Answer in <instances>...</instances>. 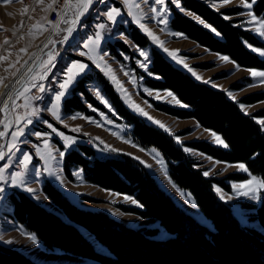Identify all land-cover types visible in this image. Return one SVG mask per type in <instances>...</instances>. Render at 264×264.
Returning <instances> with one entry per match:
<instances>
[{
	"label": "trees",
	"instance_id": "trees-1",
	"mask_svg": "<svg viewBox=\"0 0 264 264\" xmlns=\"http://www.w3.org/2000/svg\"><path fill=\"white\" fill-rule=\"evenodd\" d=\"M247 1H254L253 13L264 17V0ZM180 3L185 12L171 6L169 27L172 31L203 48L228 56L241 67L264 70V56L250 48L264 51V40L242 24L238 16L240 8L215 10L204 0H180ZM187 12L199 16L211 27L205 28ZM129 36L139 47L148 44V38L134 26ZM109 46L110 54L119 58L120 53L130 51L120 40ZM148 71L154 77L144 78L145 85L171 91L182 104V107H173L156 103V109L178 118L194 119L199 126L218 134L227 147L205 140L177 143L167 132L130 111L109 80L94 68L77 80L71 95L63 101V111L85 112L83 99L102 109L87 90L93 80L100 83L117 114L131 127L134 141L161 154L170 180L192 197L195 207L211 226L200 223L181 208L139 161L124 154L101 158L87 144L66 152L63 166L66 177L71 180L72 169L80 167L86 182L130 196L142 206L124 207V210L156 220L166 237L157 238L155 228L126 225L106 211L80 208L49 182L43 192L65 218L16 189L7 197L12 207L9 216L33 233L45 248L90 259L92 264H264V189L259 204L243 203V208L250 211L249 221L259 227L242 224L230 203L219 198L215 187L230 191L227 180L241 181L248 174L234 173L224 178L205 176L200 162L184 150L187 146L218 161L242 163L252 175L264 177V128L256 120L264 117V109L246 113L240 107V103L263 99L264 93L233 100L225 91L200 82L173 65L156 48L152 49ZM91 239L105 252L98 251ZM0 264L39 263L0 244Z\"/></svg>",
	"mask_w": 264,
	"mask_h": 264
},
{
	"label": "rangeland",
	"instance_id": "rangeland-1",
	"mask_svg": "<svg viewBox=\"0 0 264 264\" xmlns=\"http://www.w3.org/2000/svg\"><path fill=\"white\" fill-rule=\"evenodd\" d=\"M24 1L30 0H10V2L0 0V89L3 84L16 75L22 66L23 60L29 56L30 52L39 45L49 32L45 20L55 0H34L35 4L28 9L23 6ZM204 1L215 10L240 8L241 11L238 16L242 18V24L258 38L264 40V36L259 35V24L252 20V16L248 15L249 12L255 15L252 6L251 8L243 7L241 0H230L226 4L222 0ZM253 2L248 3L253 5ZM136 4H139V8L135 7ZM171 6L176 8L171 0H165L163 5H156L153 0H148V3H145L144 0H128L127 3L124 0H93V4L84 14L78 28L72 32V35L66 41L64 40L65 30L60 31L54 37L50 53L54 57L52 64H46L49 60V54L46 55L43 65L36 69L31 79L12 95L10 104L12 106L13 126L7 135L4 146L0 150L5 154V159L0 160V167H4L5 164L8 165V167H4L3 171L5 179L0 180V188L4 189V192L0 193L1 245L16 249L39 264H92L90 259L58 249L45 248L33 233L28 232L9 216V214H12V207L8 203L7 197L12 190L16 189L27 193L45 208L65 218L62 211L43 192V187L47 182L59 190L71 203L80 208L103 210L126 225L157 229V238L167 236L166 232L158 226L156 220L142 218L124 210V207L137 206L131 200L124 199L128 195L86 182L80 167L72 169L71 180L66 177L63 167L66 152L77 149L78 145L83 144L92 146L96 155L101 158L124 154L139 161L181 208L200 223L208 227L211 226L210 222L195 207L192 197L185 191L180 190L170 180L167 164L161 154L154 148H143L134 141L130 133L131 127L117 114L103 92L100 83L93 80L88 84L87 90L102 109L83 99L85 112L65 113L63 111V101L71 95L72 88L77 80L94 68L109 80L130 111L138 114L146 122L167 132L176 142V137H179V144L205 140L219 145L211 136V131L199 126L194 119L178 118L156 109L154 105L156 103L173 107H182V104L176 103V97V100H173L171 96L167 95L169 90L152 89L144 84V78L154 77L148 71L152 49L156 48L173 65L193 76L183 65L177 63L164 51L165 48L170 51L178 50V58H182L201 77V79H196L193 76L196 80L203 83L210 81L206 84L225 91L227 95L230 91L234 99L228 96L233 100H240L251 94L264 93V83H261L259 79H254L248 71L249 69L264 70L239 66L240 70L236 71V63L231 60L230 62H224L219 59V56L224 55L203 48L183 35H174L177 32L172 31L169 27ZM112 8L119 9L121 13L116 17L115 22L109 21L107 16L104 15ZM152 8H156L157 11H151ZM255 16L258 20L264 18ZM162 20L165 22H161ZM100 24H104L105 28H99L98 25ZM141 25H144V27L142 28ZM131 26L136 27L148 38L147 45L139 47L131 40L129 36ZM145 29L148 31H145ZM96 32H100L101 39L98 44L92 45L89 38L95 39L94 34ZM149 32L158 40H154L153 35H149ZM117 40L124 42L130 50L126 54L120 53L121 58L111 55L108 50L110 48L109 43H114ZM85 44L88 47H85ZM250 48L253 49V47ZM141 51H144L148 57L146 67L140 66L141 63L145 62V57L140 55ZM81 53H84V55H81ZM105 53L106 55H104ZM256 53L261 56L258 52ZM101 55H103L102 60L100 59ZM74 62L84 63L87 68L68 85L67 89L63 90L65 96L61 98L56 109L57 115L60 117L58 119L48 109L51 108L52 103H55L56 93L62 91L59 84L67 80L66 70ZM41 76H44L43 80L40 79ZM113 76L115 80H113ZM41 85L45 88L44 92L40 91ZM32 91L40 94L39 99L31 93ZM97 92L100 93L99 97L96 94ZM102 101H106L107 104ZM137 105L139 109L136 107ZM240 105L245 106L242 109L244 112L255 113L264 109V98L249 104L240 103ZM19 107L24 108L25 113L17 114L16 111ZM37 109H39L38 115H30ZM144 113H147V116ZM73 116L77 118L73 119ZM148 117H151V120ZM28 120H32L33 123L29 124ZM256 120H264V117H257ZM155 121H159L164 127L161 128ZM22 122L27 124L26 128L19 127ZM48 124H51L52 128H49ZM262 126L264 128V125ZM20 130H23L24 135L13 138L12 133H18ZM36 132L43 135L37 137ZM82 134L91 137V143H87ZM65 137L71 138V141L66 143ZM45 140L48 141L47 147L44 143ZM12 144H15L16 147L10 149ZM185 148L188 149V154L200 162V167L204 169V172H208L207 176L224 178L234 173H246L235 167V165L241 163L218 161L187 146H184ZM24 152L29 153L32 157L29 169L23 172L22 179L25 183L22 185L13 184L11 181V175L14 173L12 169L18 164V159L22 157ZM60 152L63 153V156L59 155ZM49 153H51V156H49ZM35 169L40 170L39 176L35 174ZM76 173H79V175ZM249 179L248 174L241 181L227 180L230 191L218 186L215 187V191L220 199L230 203L235 216L242 224L258 228L257 223L249 221L248 213L250 211L243 208V203L253 202L259 204L260 199L252 200L249 197L238 196L232 189V184H239ZM29 187L35 191L29 193L26 190ZM217 189H220V191H217ZM261 191L258 193L259 196H261ZM32 235L35 236L37 243H33L29 238ZM91 240L93 241V239ZM6 241H12V243H6ZM95 246L98 251L105 252L97 243H95Z\"/></svg>",
	"mask_w": 264,
	"mask_h": 264
},
{
	"label": "snow or ice",
	"instance_id": "snow-or-ice-1",
	"mask_svg": "<svg viewBox=\"0 0 264 264\" xmlns=\"http://www.w3.org/2000/svg\"><path fill=\"white\" fill-rule=\"evenodd\" d=\"M6 2H10V0H6ZM80 2H81V5H82V11H80V12L77 13V20L79 19L80 16L84 15V12H86L88 10L89 6L93 4V0H80ZM124 2L127 3L128 0H124ZM144 2L145 3H148V0H144ZM153 2L156 5H163L165 3V0H153ZM171 2L176 6V8L180 12H185L184 7L180 3V0H171ZM222 2L226 4V3H229L230 0H222ZM241 5L243 7H245V8H251V6H252L251 3H248L247 2V0H241ZM135 7L139 8V4H136ZM151 11L156 12L157 9L156 8H152ZM120 14L121 13H120V10L119 9L112 8L109 11H107L104 15L107 16V19L109 21L115 22L116 17L119 16ZM186 14L188 16L192 17L193 20L198 21L205 28H210L211 27L210 25H208L207 23H205V21L203 19H201L199 16H196V15H194L191 12H187ZM248 15L252 16V20L255 21V22H257L259 24V26H260L259 35L264 36V18H261V19L258 20L257 17L255 15H253L251 12H249ZM225 18H227V17H225ZM76 22L77 21H73V23H76ZM161 22H165V21L162 20ZM98 27L101 28V29H103V28H105V25L104 24H100V25H98ZM141 27L143 28L144 25H141ZM73 31H74L73 28L67 29L68 36H71ZM145 31H148V30L145 29ZM212 31L213 32H216V30L214 28H212ZM216 34L219 35V33H216ZM94 35H95V39L89 38L92 45L98 44V42L101 39L100 32H96ZM149 35H153V34L151 32H149ZM174 35H176V36H182L183 34L176 33ZM68 36H65L64 37V40L65 41L68 39ZM153 39L154 40H158V38L155 37L154 35H153ZM5 43H7V41H5ZM161 44H162V42H161ZM85 47H88V45L85 44ZM164 51L166 53H168V55L171 56L177 63L183 65V67L188 72H190L193 76H195L196 79H201V77H199L193 71V69L184 62V60L182 58H178V50L170 51L167 48H165ZM252 51L258 52L261 56H264V51H261L260 49L253 48ZM81 55H84V53H81ZM104 55H106V53ZM140 55L142 57H145V62L144 63H141L140 66L141 67H146V61L148 59L147 54L144 51H141L140 52ZM53 59H54V57L51 54H49V60L46 62V64H49V65L52 64V60ZM100 59L101 60L103 59V55L100 56ZM219 59L222 60V61H224V62H230V58L228 56H219ZM233 63H235V62H233ZM97 66H99V65H97ZM86 68H87V65L84 64V63H80V62H74V63L71 64V66H69L67 68V70H66L67 80H65L63 83H60L59 84V88L62 91H59V92L56 93V95H55V103H52L51 108L48 109L49 111L52 112V114L54 116H57L58 119L60 117L57 115L56 109L59 106V103L61 101V98L65 96V91H63V90L64 89H67L68 85L71 84L73 82V80L78 75H80L81 73H83ZM76 70H78V71H76ZM235 70L236 71H239L240 70L239 65H235ZM109 71H111V69H109ZM248 71L250 72L251 76L254 79H259L261 83H264V71H257V70H253V69H249ZM112 78H113V80H115V77L114 76ZM157 78H159V77H157ZM40 79L43 80L44 79V76H41ZM205 82L208 83L210 81H205ZM117 83H119V82L117 81ZM40 91L41 92H44L45 91V88H44L43 85L40 86ZM96 94H97L98 97L100 96V93L99 92H97ZM167 95L168 96H171L173 100H176L175 96L170 91L167 92ZM228 95L234 99L233 94L230 91L228 92ZM37 99H39V97ZM102 102H104V103L107 104L106 101H102ZM176 103H180V101L179 100H176ZM136 107L139 109V106L138 105ZM240 107H241V109H243L245 106L244 105H240ZM140 111H142V110H140ZM38 113H39V109H37L33 113H30V115L36 116V115H38ZM144 115L147 116V113H144ZM72 118L73 119H76L77 117L76 116H73ZM82 118L88 119L86 117H82ZM148 118L151 120V117H148ZM92 122H95V121H92ZM28 123L29 124H32L33 121L32 120H28ZM155 123L158 124L161 128L164 127V125L161 124L159 121H155ZM258 123H260L261 125H264V120H259ZM48 127L49 128H52V125L51 124H48ZM4 135H5L4 132H0V136H4ZM22 135H24L23 130H20V132H18V133H16V132L12 133L13 138H16L17 136H22ZM35 135L37 137H41L43 134L42 133H39V132H36ZM61 135H63V134L61 133ZM211 136L213 137L214 141L217 144L223 145L224 147H227V144L224 142V140L218 134H216L215 132H211ZM176 140H177L178 143L180 142L179 137H176ZM65 141H66V143L67 142H70L71 141V138L65 137ZM44 143H45V146L47 147L48 141L45 140ZM133 146H135V145H133ZM15 147H16L15 144L10 145V149L11 148H15ZM184 150L185 151H188L187 148H185ZM59 155L60 156H63V153L60 152ZM49 156H51V153H49ZM4 159H5V154L3 152H0V160H4ZM31 161H32L31 155L29 153H27V152H24L22 154V157L18 159V164L19 165H22L24 167V169L28 170L29 169V164L31 163ZM4 167H8V165L5 164ZM4 167H0V180H4L5 179V177L3 176ZM235 167L238 170H240V171H243V172L248 173L249 176H250V179L249 180H246V181H243V182H241L239 184H232V189L236 192V194L238 196L249 197L252 200H258V199H260V196L258 195V193L262 189H264V177L257 178L255 176H253L249 172V169L246 167V165H244L242 163L235 165ZM35 174L37 176H39L40 175V170L39 169H35ZM76 174L79 175V173H76ZM204 175L207 176L208 175V172L207 171L204 172ZM22 177H23V173H20V172L13 173L11 175V181H12L13 184H21L22 185V184L25 183V181H24V179H22ZM26 190L29 193H33L35 191L34 189H32L30 187L27 188ZM217 191H220V189H217ZM3 192H4V189L3 188H0V193H3ZM124 199L125 200H131V202L133 204H136L137 206H142V205H139L138 202L136 200H133L131 197L125 196ZM29 238L32 240L33 243H37L34 235L30 236ZM6 243H12V241H6Z\"/></svg>",
	"mask_w": 264,
	"mask_h": 264
},
{
	"label": "bare ground",
	"instance_id": "bare-ground-1",
	"mask_svg": "<svg viewBox=\"0 0 264 264\" xmlns=\"http://www.w3.org/2000/svg\"><path fill=\"white\" fill-rule=\"evenodd\" d=\"M64 18L61 23L54 26L45 38L39 43V45L30 52L29 56L23 60L20 70L16 75L8 80L0 89V132H4V136H0V150L5 144L7 135L9 134L12 124V106L10 104L11 99H7L14 94V91L28 82L32 74L44 63L45 56L51 53V44L54 41V37L62 30L73 28L76 30L84 15L80 16L77 20V13L82 11V5L80 0H64ZM73 7V9H72ZM90 7V6H89ZM87 12V11H86ZM84 12V14L86 13ZM73 21H77L73 23ZM69 37V36H68Z\"/></svg>",
	"mask_w": 264,
	"mask_h": 264
},
{
	"label": "built area",
	"instance_id": "built-area-1",
	"mask_svg": "<svg viewBox=\"0 0 264 264\" xmlns=\"http://www.w3.org/2000/svg\"><path fill=\"white\" fill-rule=\"evenodd\" d=\"M64 0H55L52 3V6L49 10L48 16L46 18V26L49 28V31L51 29L54 28V26L58 25L59 23H61L63 17H64V4H63ZM33 4H35L34 0H30V1H24L23 2V6L28 9L30 7H33ZM35 97H39V93H37L36 91H32L31 92ZM17 114H22L24 113V109L22 107H19L16 111ZM19 127H27V124L22 122ZM85 139L87 140V143H91L92 138L87 136L86 134H82ZM26 169H24V167L22 165L17 164L12 171L14 173L16 172H20L23 173Z\"/></svg>",
	"mask_w": 264,
	"mask_h": 264
},
{
	"label": "water",
	"instance_id": "water-1",
	"mask_svg": "<svg viewBox=\"0 0 264 264\" xmlns=\"http://www.w3.org/2000/svg\"><path fill=\"white\" fill-rule=\"evenodd\" d=\"M19 89H20V87L17 88V89L14 91V93H15L17 90H19ZM11 97H12V96H9L7 99H11Z\"/></svg>",
	"mask_w": 264,
	"mask_h": 264
},
{
	"label": "crops",
	"instance_id": "crops-1",
	"mask_svg": "<svg viewBox=\"0 0 264 264\" xmlns=\"http://www.w3.org/2000/svg\"><path fill=\"white\" fill-rule=\"evenodd\" d=\"M45 24H46V20H45ZM24 109V108H23ZM24 113H25V110H24Z\"/></svg>",
	"mask_w": 264,
	"mask_h": 264
}]
</instances>
